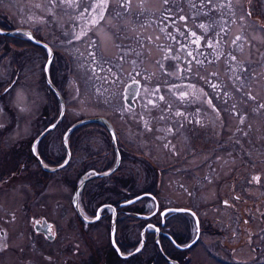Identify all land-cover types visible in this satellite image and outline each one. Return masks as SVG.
Instances as JSON below:
<instances>
[{"label": "rangeland", "instance_id": "374dc122", "mask_svg": "<svg viewBox=\"0 0 264 264\" xmlns=\"http://www.w3.org/2000/svg\"><path fill=\"white\" fill-rule=\"evenodd\" d=\"M6 6L8 20L2 27L33 30L55 51L49 74L65 112L39 148H54L58 162L66 155L67 125L106 117L123 145L139 153L134 161L139 170L133 173L139 182L129 188L132 194L146 189L144 176L139 177L143 171L153 172L141 158L146 159L162 170L164 202L191 207L219 229L204 234V248H217L215 243L222 252L228 247L237 258H248L252 253L246 242L264 244V0H7ZM181 32L196 44L184 48ZM13 39L0 38V51L7 43L11 50L0 61V79L9 83L7 77L14 74L8 72L16 65L8 67L9 55L23 57L24 71L0 98V142L29 150L59 106L42 76L47 52L23 48ZM133 79L140 88L131 108L123 89ZM182 92L187 94L183 98ZM99 127H74L66 138L69 163L44 175V182L36 180L31 166L9 182L0 177V224L12 219L5 217L8 212L71 211L76 177L85 169L102 172L92 158L110 151ZM20 157L3 155L0 163L15 164ZM126 158L116 173L88 181L84 191L131 176L133 163ZM22 239L17 232L4 236L0 264L9 258L45 259L43 254L53 250L31 244L26 254Z\"/></svg>", "mask_w": 264, "mask_h": 264}, {"label": "flooded vegetation", "instance_id": "af4514ba", "mask_svg": "<svg viewBox=\"0 0 264 264\" xmlns=\"http://www.w3.org/2000/svg\"><path fill=\"white\" fill-rule=\"evenodd\" d=\"M6 3L7 0H0V28L2 30H6L2 25H5L8 20L4 14L7 8ZM185 29L187 28L185 27ZM31 31L37 39L42 40L35 35L33 30ZM17 35H19V37ZM17 35L6 37V35L4 36L0 34V38H7L10 40L9 43H12L11 40L12 37H14L13 40L16 39L19 40L21 44L23 43V48L28 46L29 48L45 52L42 47L38 45L34 46L31 41L30 42L33 45L27 43L25 40L28 39L24 35ZM190 37L192 42L188 43V38ZM179 38H181L179 41L183 43L184 48L190 47L189 44L191 43L196 44V39L192 35L188 37L184 32L180 33ZM9 43L1 46L0 61L6 58L8 52L11 51ZM197 45L199 46L200 44ZM54 55L55 52L53 53V58ZM9 57L11 61L8 67L13 66L14 63H16V65H14V69L8 71L14 73L13 75L9 74L7 77L10 80L9 83H7L5 79H2L3 84L0 79V98H2V95H5L10 91L17 80L19 81L18 76L24 71L22 65L25 60L23 57H12L11 55H9ZM192 59H194L193 53L190 54L189 60L191 61ZM49 65L50 73V67L52 66L51 64ZM43 118L45 117L41 116L38 119L40 122L44 123ZM93 123H97L101 126L99 127L102 130L100 133L105 134V137H107L106 139H108L111 144V146H109V152L101 153L98 157L95 156L92 158L93 161L101 167V171H105L115 164L116 152L111 143L109 137L110 134L105 126L98 122ZM49 124L50 123L46 124L43 128ZM43 128L41 129L43 130ZM114 132L116 137V147L120 157L119 165L114 173L120 169L119 167H121L123 158L128 159L126 157L129 155L133 163L132 166H130L131 168H129V170L132 171V175L129 177L124 175V177H120L111 183L97 184L90 192L84 191L85 185L88 181L95 180V178L89 179L80 190L78 200L76 201L79 207V210H77L72 202L73 194L81 175L89 171L85 169L76 177L77 180L73 187L71 201H69L72 207L71 211L57 212L55 215H48L42 212L34 213L30 211L20 213L8 212L9 215H14H12L13 217H10L9 215L5 216L12 219H10V221L8 219V222H1L0 242L9 231L14 234L17 232L18 234L21 233L24 235L20 247L25 249L26 254H28V246H31V244L49 245L50 249L53 250L49 253L43 254L45 259L42 257L37 260L9 258L5 260V264H264V244L261 243L251 244L246 242L248 251L253 254V258L251 257L252 254L248 258H237V256L234 255V249L227 247L224 248V252H222L218 248V244L215 243L214 245L217 248L212 249L208 246L204 248V234L215 235L218 233L219 229L207 225L206 220L199 216L191 207L186 205H183L182 207L180 204H173L168 201L164 202L165 200L161 198L160 189V175L162 170L146 159L141 158L144 162H147L148 165L152 166L154 171L151 172L147 169L143 171L145 174H142L139 177L144 176V181L147 182L146 189L140 194L146 193L148 195L140 198V200L133 204H130L133 209L123 210V207L129 205L120 206V203L136 196V194L131 193L130 189H134L136 186L135 184L139 182V178L133 175V173L136 174V171L139 170V167L134 164V161L139 157V153L135 150H131L130 152V150L121 142L115 128ZM41 142L42 140L36 145L38 146L36 150L37 153L46 166L54 167L56 164H51V162L57 161V154L54 153V148H50L49 145L45 148L42 146L39 148ZM20 143L22 142L20 141ZM1 144L2 143L0 142V156L4 155L7 159L8 155L18 157L21 155V160L16 161L15 164L9 163L10 161L8 163L5 161L2 162L3 164L0 163V177L4 178L2 181L9 182V178L17 173L26 172L25 174H27L28 171H22V169L30 166L35 170L30 169L29 171L34 172V175L38 176L36 180H43L44 182V175L50 174V172L44 170L37 162L31 151V145L29 150L27 148L21 149V147V150H19L18 147H12L10 144L8 148L6 146H1ZM47 154H52L54 159L48 158L46 156ZM122 186H125V188H121ZM118 195H120L119 198ZM139 202L142 203L137 204ZM147 204L150 205V208ZM109 205L115 207L114 212L109 208ZM168 208H184L190 209L191 211H168ZM141 214H147L149 217L140 219L139 215ZM195 217H197V220ZM111 220L114 221L115 225L113 241L110 232L112 225ZM145 226L144 243L140 251L130 257L121 256L120 253H130L139 246L141 229ZM156 230H158V232H156ZM131 232H135L137 236H131ZM156 236L158 237L162 249L161 251H163V253L169 258V261H167L168 259H166L160 251H158L159 248L155 240Z\"/></svg>", "mask_w": 264, "mask_h": 264}, {"label": "water", "instance_id": "95a60500", "mask_svg": "<svg viewBox=\"0 0 264 264\" xmlns=\"http://www.w3.org/2000/svg\"><path fill=\"white\" fill-rule=\"evenodd\" d=\"M0 34L2 35H15V34H21V35H24L29 41H31L34 45H38L40 47H42L46 52H47V58H46V62L45 64L43 65L44 68H43V73H44V79H45V83L47 85V87L52 91V93L55 95V97L57 98L58 100V103H59V112H58V115L57 117H55V120L50 123L49 125H47L45 128H43V130L33 139V142L31 144V151L34 155V157L36 158L37 162L40 164V166L48 171V172H55L57 170H61L63 169L64 167L67 166V164H64V161L67 160L69 162V159L71 158V151L69 149V146L67 144V136L69 135V133L74 129V127L76 126H79L81 124H84V123H93V122H98V123H101L105 126V128L107 129V131L109 132L110 134V139H111V143L113 145V148L116 152V161H115V164L110 168V169H107L105 171H102V172H95V171H92V170H89L87 172H85L83 175H81L80 179H79V182L76 186V189L74 191V194H73V205L74 207L79 210V207H78V203L76 202L78 200V196H79V193H80V190L83 188V186L85 185V183L89 180V179H93V178H101V177H106V176H109L111 175L112 173L115 172V170L117 169L118 165H119V162H120V157H119V152L117 150V145H116V137H115V132H114V128L113 126H111L112 124L103 116H92V117H89V118H84V119H80L76 122L73 123V125L71 124L69 127H67V129L65 130L64 134H63V138H62V141H63V145H64V148L65 149V152H66V155H65V159L58 165H55L54 167L53 166H46L44 164V162L42 161L41 157L39 156V154L37 153V149H36V145L37 143L42 140V138L48 134L49 132H51L52 130H54V128L57 127V125L60 123V121L62 120V117L64 116V112H65V103H64V99L63 97L61 96L59 90L57 89V87L53 84L51 78H50V74H49V64L51 63L52 61V58H53V50L52 48L44 41L42 40H39L37 39L33 32L29 29H12V30H2L0 28ZM31 37V38H30ZM139 87H140V84L139 82H137L136 80H133L131 82H127V84L125 85L124 89H123V100H124V103L129 105L130 107H134L135 106V102H134V99L137 97V92H139ZM61 165H63V167H61ZM148 194H140L135 196L134 198H130L129 200H126V201H123L120 203V206H125V205H129L130 204H133L134 202L140 200V198H143L144 196H146ZM129 201H131V203H129ZM109 208L114 212L115 210V207L109 205ZM168 211H191L190 209H184V208H168L167 209ZM140 219L141 218H147L149 217V215L147 214H141L139 215ZM196 220H197V217H195ZM112 221V225H111V237H112V241H113V237H114V230H115V225H114V221ZM198 224V223H197ZM144 229H146V226L141 229V240H140V243H139V246L137 248L141 249L143 243H144ZM156 232H158V230H156ZM156 243L158 245V248L161 252V254L166 257V259H168L167 261H169V258L163 253V251H161V246H160V243H159V240H158V237L156 236ZM114 244V242H113ZM116 247V246H115ZM137 248L134 249L132 252L130 253H127V254H122L120 253L121 256L123 257H130L132 256L133 254H135L137 251ZM116 249L118 250V248L116 247ZM120 252V251H119Z\"/></svg>", "mask_w": 264, "mask_h": 264}, {"label": "trees", "instance_id": "16d2710c", "mask_svg": "<svg viewBox=\"0 0 264 264\" xmlns=\"http://www.w3.org/2000/svg\"><path fill=\"white\" fill-rule=\"evenodd\" d=\"M15 35H17V34H15ZM12 36H14V35H12ZM18 37H19V35H17ZM12 38H14V37H12ZM27 43H29V44H31V45H33L29 40H25ZM35 46V45H34ZM55 51L53 50V53H54ZM51 71V70H50ZM51 75V74H50ZM49 75V76H50ZM50 78H51V80H52V77L50 76ZM52 82H53V84L56 86V84L54 83V81L52 80ZM45 85H46V83H45ZM47 89H48V91L50 92V94L52 95V97L54 98V103H55V106H57V104H58V106H59V103H58V100H57V98L55 97V95L52 93V91L47 87V85L45 86ZM57 87V86H56ZM55 113H56V116H57V113L58 112H56L55 111ZM47 117V116H46ZM52 118V117H51ZM54 119H55V117H54ZM54 119H52V120H50V122L49 123H51V122H53V120ZM62 121L63 120H61V122L59 123V124H61L62 123ZM58 124V125H59ZM71 124H69V125H67V127H69ZM62 162V159L60 160V161H58V162H55L54 164H56V165H58V164H60ZM146 164H148L147 162H145ZM55 166V165H54ZM148 166H150V165H148ZM150 168H151V170L152 171H154V169L152 168V166H150ZM159 257H161V256H159Z\"/></svg>", "mask_w": 264, "mask_h": 264}, {"label": "snow or ice", "instance_id": "6c2138e0", "mask_svg": "<svg viewBox=\"0 0 264 264\" xmlns=\"http://www.w3.org/2000/svg\"><path fill=\"white\" fill-rule=\"evenodd\" d=\"M52 2L55 3V0H52ZM64 2H65V0H60V3H61V4H63ZM69 6H74V5L70 4ZM97 7H102V5H97ZM201 27H204V26L202 25ZM30 38H31V37H30ZM77 39H79V37H77ZM237 39H239V37H238ZM233 59H235V57H233ZM213 87H215V85H213ZM186 95H187L186 93H183V92L181 93V97H182V98H183L184 96H186ZM209 103H211V101H209ZM181 115H183L181 112H176V116H181ZM197 123H199V121H197ZM64 164H68V161L65 160V161H64ZM61 167H63V165H61ZM129 203H131V201H129ZM136 251L139 252L140 249L137 248Z\"/></svg>", "mask_w": 264, "mask_h": 264}]
</instances>
